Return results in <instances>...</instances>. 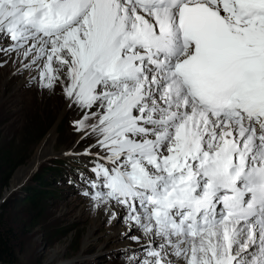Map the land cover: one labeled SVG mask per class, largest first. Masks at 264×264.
Masks as SVG:
<instances>
[{
	"label": "snow or ice",
	"instance_id": "6c2138e0",
	"mask_svg": "<svg viewBox=\"0 0 264 264\" xmlns=\"http://www.w3.org/2000/svg\"><path fill=\"white\" fill-rule=\"evenodd\" d=\"M0 53L83 112L63 155L133 264H264V0H0Z\"/></svg>",
	"mask_w": 264,
	"mask_h": 264
},
{
	"label": "rangeland",
	"instance_id": "374dc122",
	"mask_svg": "<svg viewBox=\"0 0 264 264\" xmlns=\"http://www.w3.org/2000/svg\"><path fill=\"white\" fill-rule=\"evenodd\" d=\"M14 60L17 62L13 63ZM29 60L31 56L24 60L16 53H12L11 58L0 53V144L6 143L11 152L17 153L20 147L26 146L23 145L25 141L31 143L25 148L23 163L16 167L7 184L0 186V220L6 221L11 232L8 233L12 234L8 243L12 256L6 264H65L84 254L95 256L96 264H133L141 253L129 251L125 255L119 251L117 257L109 259L111 253L107 249L113 252L115 248L121 250L130 245L139 247L136 241L122 236L129 223L123 219L121 211L114 208L104 215L103 209L107 205L102 204L100 208L82 205L74 196L80 195L77 187L70 186L74 194L67 190L69 178L66 176H61L62 181L58 184V179L54 181L51 172L46 174L49 188L60 187L55 193L58 197L54 198L51 193L39 195L38 207L28 209L30 214L26 213L23 199H12L23 185L33 184V173L39 171L55 153L62 152L61 158L68 161L74 157L63 153L81 152L91 143L85 139L77 146L80 133L73 126V120L83 112L75 105L67 106L60 83L52 89L41 88L39 70L35 65L31 69L24 67ZM64 72L66 69L60 73L62 78ZM30 77H35L31 83ZM50 119L54 122L46 127ZM30 121H33L32 126L25 129ZM50 132L53 133L52 151L35 162L32 156L38 149L42 150L41 146ZM21 169L25 171L18 175ZM16 174L17 181L14 180ZM133 234L140 235L138 232L129 233Z\"/></svg>",
	"mask_w": 264,
	"mask_h": 264
},
{
	"label": "trees",
	"instance_id": "16d2710c",
	"mask_svg": "<svg viewBox=\"0 0 264 264\" xmlns=\"http://www.w3.org/2000/svg\"><path fill=\"white\" fill-rule=\"evenodd\" d=\"M50 118V117H48ZM34 121V120H33ZM33 121H30L25 129H29L30 126H32ZM51 119L47 121L46 127L51 123L54 122V119ZM49 125V126H50ZM48 126V127H49ZM56 131H58V126L56 127ZM41 133V132H39ZM25 141V140H24ZM27 143V144H26ZM31 143L27 141L24 142L23 145L20 147L17 153L11 152L12 149L8 147L6 143H1L0 144V186H5L11 177L13 171L16 169V167L19 164L23 163V154L25 148L27 145L29 146ZM11 145V143H9ZM55 158H51L47 161L45 165H43L39 171H37L35 174L31 176V182H28L27 184L23 185L20 189V192L17 196H14L12 199H17V200H22L23 199V204L26 207V213L30 214L31 211H28V209H35L38 207V197L39 195H43V193H52L53 191L47 187V180L45 178L46 174L50 173L52 170V163L59 165L58 162L55 160ZM70 169V167H69ZM49 196V195H48ZM35 224V223H34ZM0 263H8L11 258V250L8 245L9 243V235L12 236V234H9L10 229L7 226V223L5 220L1 221L0 220ZM7 227V228H6ZM11 233V232H10Z\"/></svg>",
	"mask_w": 264,
	"mask_h": 264
},
{
	"label": "bare ground",
	"instance_id": "6f19581e",
	"mask_svg": "<svg viewBox=\"0 0 264 264\" xmlns=\"http://www.w3.org/2000/svg\"><path fill=\"white\" fill-rule=\"evenodd\" d=\"M52 136H53V133L52 132H50L49 134H48V136H47V138H46V140H45V142L42 144V146H41V148H42V150H40V149H38L35 153H34V155L32 156V159H35V162L37 161H39V160H41L40 158L42 157V159H43V157H46L47 155H50L49 153H50V151H52ZM37 157V158H36ZM48 158H50V157H48ZM24 171H25V169H24ZM23 171V169H21V170H19L18 172H17V174L19 175V173H23L24 172ZM16 174V175H17ZM16 175H15V178H14V180H18V175H17V177H16ZM114 209V208H113ZM94 211V210H93ZM118 211V210H117ZM110 213V212H109ZM104 215H105V212L103 213ZM98 216V215H97Z\"/></svg>",
	"mask_w": 264,
	"mask_h": 264
}]
</instances>
